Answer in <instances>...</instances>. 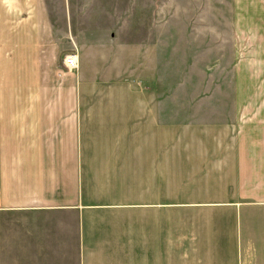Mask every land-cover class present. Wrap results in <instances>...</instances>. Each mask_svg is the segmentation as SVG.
Masks as SVG:
<instances>
[{
    "label": "crops",
    "instance_id": "obj_1",
    "mask_svg": "<svg viewBox=\"0 0 264 264\" xmlns=\"http://www.w3.org/2000/svg\"><path fill=\"white\" fill-rule=\"evenodd\" d=\"M29 1L0 42V264H264V104L218 137L164 105L142 0Z\"/></svg>",
    "mask_w": 264,
    "mask_h": 264
},
{
    "label": "rangeland",
    "instance_id": "obj_2",
    "mask_svg": "<svg viewBox=\"0 0 264 264\" xmlns=\"http://www.w3.org/2000/svg\"><path fill=\"white\" fill-rule=\"evenodd\" d=\"M3 3L0 42L5 61L11 62L18 52V23L25 24L16 20L15 8L31 1ZM98 5V11L125 7L111 0ZM142 9L148 63L162 75L157 84L164 105L190 106L193 122H208L220 137L219 130L239 115L235 106L264 104V0H142ZM20 66L6 63L5 74L19 72ZM181 115L190 114L180 109Z\"/></svg>",
    "mask_w": 264,
    "mask_h": 264
},
{
    "label": "built area",
    "instance_id": "obj_3",
    "mask_svg": "<svg viewBox=\"0 0 264 264\" xmlns=\"http://www.w3.org/2000/svg\"><path fill=\"white\" fill-rule=\"evenodd\" d=\"M63 61L67 68H74L77 66L76 57L73 53L65 54Z\"/></svg>",
    "mask_w": 264,
    "mask_h": 264
}]
</instances>
